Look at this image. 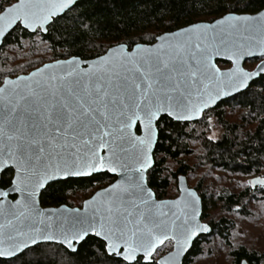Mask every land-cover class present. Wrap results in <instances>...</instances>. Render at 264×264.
<instances>
[{
	"label": "water",
	"instance_id": "95a60500",
	"mask_svg": "<svg viewBox=\"0 0 264 264\" xmlns=\"http://www.w3.org/2000/svg\"><path fill=\"white\" fill-rule=\"evenodd\" d=\"M83 0H18L0 14V47L20 25L46 35L53 21ZM262 60L255 69L245 64ZM231 64L221 69L218 62ZM264 76V9L230 13L160 35L153 44H125L104 55L46 63L0 85V259L10 260L41 244L72 253L90 236L109 256L157 264H184L201 236L203 200L186 176L179 196L160 200L148 184L162 117L178 123L204 114ZM139 129V132H138ZM109 174L115 181L81 207H43L53 183ZM264 179L251 180V188ZM11 197H15L12 199ZM241 264H249L243 260Z\"/></svg>",
	"mask_w": 264,
	"mask_h": 264
},
{
	"label": "trees",
	"instance_id": "16d2710c",
	"mask_svg": "<svg viewBox=\"0 0 264 264\" xmlns=\"http://www.w3.org/2000/svg\"><path fill=\"white\" fill-rule=\"evenodd\" d=\"M13 0H0V10ZM264 9V0H83L68 13L53 21L47 35H41L48 45L47 54L38 57L21 55L17 47L23 40L33 41L30 34L21 27L11 32L0 47V84L6 77H17L49 62L71 57L92 60L104 55L110 48L125 44L132 49L137 44H153L165 33H171L200 22H213L226 14H257ZM257 60V61H256ZM258 62V59H255ZM219 66L229 65L218 62ZM242 110V123L229 121L226 108ZM214 117L222 128L218 140L210 138L206 127L209 118ZM159 141L154 152L155 165L148 173V184L157 198H170V176L167 173L170 162L177 169L173 179L178 182L181 175L187 177L190 166L186 158L192 155L191 144L198 143L201 153L197 156L200 164L244 175L260 174L264 171V76L254 81L250 88L221 102L207 111L203 118L194 123H178L162 117L157 123ZM139 132V129H138ZM13 170H7L1 180V187L11 184ZM115 178L107 173L90 178L68 179L50 184L41 196L43 207L81 206L77 196L105 188ZM178 189V186H177ZM203 200V220L207 219V194L195 188ZM264 197V186L250 188L239 195L222 191L218 201L226 211H235L241 206L245 213L247 200ZM15 197H13L14 199ZM213 229L211 235L201 236L185 258L184 264L202 253V243L209 242L219 234L230 243L232 222L221 219L208 223ZM170 246L172 245L169 242ZM170 252L165 245L154 256V263ZM234 264L247 260L249 264H264V253L250 251L245 247L231 252ZM0 264H127L109 256L106 245L96 237H88L72 253L61 245L41 244L30 248L10 260L0 259ZM135 264H144L140 258Z\"/></svg>",
	"mask_w": 264,
	"mask_h": 264
},
{
	"label": "rangeland",
	"instance_id": "374dc122",
	"mask_svg": "<svg viewBox=\"0 0 264 264\" xmlns=\"http://www.w3.org/2000/svg\"><path fill=\"white\" fill-rule=\"evenodd\" d=\"M47 46L48 45L42 40L41 34H37L33 41L23 40L21 46L17 47V51L20 52L21 55L34 58L41 54H47ZM256 61L255 59L248 61L245 64V68L248 70L255 69L259 63V60L258 62ZM219 67L221 69H229L231 64ZM226 113L229 121H235L238 124L242 123V110L238 107L233 109L226 108ZM205 128L209 129L210 138L213 140H218L222 135V128L218 125L214 117L207 120ZM191 149L193 150L192 155L185 159L186 164L190 166L187 179L190 187H199L201 188L200 192L207 194L209 207L207 219L204 222L216 223L221 219H227L233 223L230 231V243H227L219 234H215L209 242L202 243L201 255L194 258L191 264H234L231 252L240 247H245L250 251L264 253V197H260L258 200H247V210L245 213L241 212V206L235 208V211H226L217 199V195L225 190L235 195L246 192L251 188V180L254 178L264 179V171L259 175H244L204 166L200 164L197 159V156L201 153L200 145L198 143L191 144ZM176 169L177 166L173 162H170L166 174L171 175V197L166 199H175L179 196V190L177 189L178 183L173 179V172ZM94 193H89L85 196H77V203L83 204V202ZM165 246L168 248L170 247V251H172L173 246H170L169 242L166 243Z\"/></svg>",
	"mask_w": 264,
	"mask_h": 264
},
{
	"label": "flooded vegetation",
	"instance_id": "af4514ba",
	"mask_svg": "<svg viewBox=\"0 0 264 264\" xmlns=\"http://www.w3.org/2000/svg\"><path fill=\"white\" fill-rule=\"evenodd\" d=\"M17 1H18V0H13L12 3H10L9 5H6L2 10H0V14H1V13H2L7 7L12 6V5H13L14 3H16ZM17 27H21V26L18 25ZM17 27H16V28H17ZM16 28H15V29H16ZM21 28H22V27H21ZM15 29H14V30H15ZM22 29H23V28H22ZM12 32H13V31H12ZM27 32H28V31H27ZM28 33H29V32H28ZM30 34H31V33H30ZM37 34L44 35V34L41 32V30H38V31L35 33V35H37ZM46 35H47V34H46ZM258 60H259V62H260L262 59H258ZM6 78H8V77H6ZM6 78H5V79H6ZM5 79H4V80H5ZM11 182H12V181H11ZM177 183H178V182H177ZM10 185H11V184H10ZM10 185H9L8 187H6V188H3V189H7V188H9ZM177 186H178V184H177ZM11 198L13 199V197H11ZM203 221H204V220H203ZM172 246H173V243H172ZM167 253H168V252H167ZM242 261H243V260H242ZM242 261H241V263H242ZM241 263H240V264H241Z\"/></svg>",
	"mask_w": 264,
	"mask_h": 264
}]
</instances>
